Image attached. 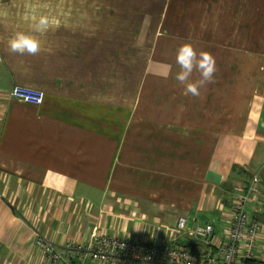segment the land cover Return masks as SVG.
Instances as JSON below:
<instances>
[{
    "label": "crops",
    "instance_id": "obj_1",
    "mask_svg": "<svg viewBox=\"0 0 264 264\" xmlns=\"http://www.w3.org/2000/svg\"><path fill=\"white\" fill-rule=\"evenodd\" d=\"M107 1L0 0V36L29 31L40 15L51 21L46 33L36 34L38 55L11 54L0 42V264H42L37 232L58 245L88 241L97 229L203 251L201 240L178 229L179 217L189 227L211 224L215 246L227 236L234 196L255 174L264 200V75L253 89L244 86L237 118H218V106L203 112L165 105L166 94L140 105L137 89L108 93V47L111 64L122 63L124 45L149 50L154 16L141 10L137 24L126 16L123 42L122 14L131 10H122L127 0H113L108 10ZM182 12L200 19L198 26L211 14ZM231 30L249 59L252 47L264 54V0H214V33ZM24 84L44 91L41 105L10 95ZM255 200L247 203L251 212ZM257 217L263 229L255 262H264V210Z\"/></svg>",
    "mask_w": 264,
    "mask_h": 264
},
{
    "label": "rangeland",
    "instance_id": "obj_2",
    "mask_svg": "<svg viewBox=\"0 0 264 264\" xmlns=\"http://www.w3.org/2000/svg\"><path fill=\"white\" fill-rule=\"evenodd\" d=\"M149 0L138 2L131 0L122 2L123 12V42H126L127 29L125 26L126 16L130 17L133 23L137 24L141 16L139 11L152 9L153 20L150 38L147 48L131 49L124 45L122 50V63L111 64L114 49H107L108 66L107 70V89L108 93L113 90H123L125 92L135 91L139 93V104H152L161 101L163 98H149L150 96L167 97L164 99L165 105L186 106L189 111L202 109L203 112L214 111V106L219 113L218 118L227 116L237 118L238 111L242 108L245 100L243 96L244 86L254 88L255 85L262 82L264 75V54H260L258 48L252 47L250 52L252 57L259 58V63L252 57L249 59L245 52H241L237 46L238 33L220 35L214 33V0L202 1L198 5L183 4L179 5L178 1ZM97 3V2H95ZM100 9L103 10L104 2L100 1ZM98 3V4H99ZM119 3H116V5ZM135 4V5H134ZM115 2L107 1V9H114ZM131 9L129 8V6ZM119 6L118 8H120ZM187 8V13L210 11L211 14H204L203 20L198 26L200 19L184 18L182 9ZM181 11V13H180ZM113 15V13H112ZM132 18V19H131ZM109 24V23H108ZM230 26V24H228ZM198 26V27H196ZM190 27L189 32H185ZM202 27L201 31L200 28ZM207 29V31L205 30ZM226 33V32H222ZM191 43L199 52L204 50L209 52L215 59L216 72L213 80L199 89V96L185 94L184 85L176 79V74L180 71V66L176 63V49L182 43ZM228 46L227 49H216L217 44ZM165 46V48H161ZM257 46V45H254ZM263 55V56H262ZM256 62L254 65L253 62ZM258 63V65H257ZM199 78L198 73L194 72L192 79L195 81ZM249 79V81H248ZM248 81V82H247ZM219 95V96H218ZM157 100V101H153ZM130 103V97L129 102ZM229 112V113H227ZM93 169V168H92ZM214 215V213H209ZM208 215V216H209ZM206 217L202 216V221Z\"/></svg>",
    "mask_w": 264,
    "mask_h": 264
},
{
    "label": "built area",
    "instance_id": "obj_3",
    "mask_svg": "<svg viewBox=\"0 0 264 264\" xmlns=\"http://www.w3.org/2000/svg\"><path fill=\"white\" fill-rule=\"evenodd\" d=\"M17 85L10 89V95ZM40 90V89H39ZM42 91V90H40ZM44 93V91H42ZM42 102H30L41 105ZM260 178L255 174L247 189L234 196L232 219L228 222L225 240L214 246L211 224L187 225L186 217H179L177 227L188 236L202 241L207 248L199 251L190 246L159 243H146L129 238L99 234L94 229L88 241H68L58 245L41 232H37L35 247L41 256L42 264H264L255 262L256 246L263 229L257 217L264 210ZM256 199L254 211L247 209V203Z\"/></svg>",
    "mask_w": 264,
    "mask_h": 264
},
{
    "label": "clouds",
    "instance_id": "obj_4",
    "mask_svg": "<svg viewBox=\"0 0 264 264\" xmlns=\"http://www.w3.org/2000/svg\"><path fill=\"white\" fill-rule=\"evenodd\" d=\"M51 27V21L47 15L34 17L29 31L16 30L11 35L0 36V42L6 44V51L11 54L35 56L41 51V40L38 35H43ZM176 63L180 71L175 79L184 85L185 94L199 96V89L207 83L212 82L216 72L214 57L207 51L197 50L191 43H182L176 49ZM196 72L199 78L192 79ZM13 96L19 97L20 102L30 103L33 101L42 102L44 93L33 85H17L12 92Z\"/></svg>",
    "mask_w": 264,
    "mask_h": 264
}]
</instances>
